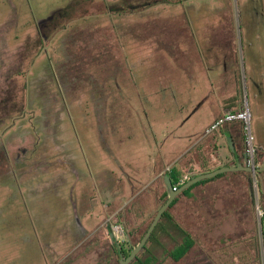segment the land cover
Here are the masks:
<instances>
[{
	"label": "rangeland",
	"instance_id": "1",
	"mask_svg": "<svg viewBox=\"0 0 264 264\" xmlns=\"http://www.w3.org/2000/svg\"><path fill=\"white\" fill-rule=\"evenodd\" d=\"M175 1L0 0V264H119L107 219L135 243L160 206L142 213L156 171L183 182L225 164L206 131L226 99L264 150V0ZM220 175L212 185L240 194L193 224L184 197L171 210L199 242L180 264H264L248 180ZM93 213L105 218L92 234Z\"/></svg>",
	"mask_w": 264,
	"mask_h": 264
},
{
	"label": "crops",
	"instance_id": "2",
	"mask_svg": "<svg viewBox=\"0 0 264 264\" xmlns=\"http://www.w3.org/2000/svg\"><path fill=\"white\" fill-rule=\"evenodd\" d=\"M219 37H220V35H218V38ZM222 109L223 110H222L221 114L216 118V120L212 123V125L216 121H218L221 117H223L226 113L230 112L231 109L233 111H243V109L237 107V103L234 101V98H229V99L224 100ZM242 125H243V123H241V122H234V123H231V124H226L222 129H220L218 131V132H220L219 136H216L214 138V140L208 142V147L213 149V150H216V153H218V155H220V152H222V151L224 153V157L223 158L226 159L225 164L222 163L220 166H218V169H220L221 167H235V166H237L238 163H241L244 166H248L247 165V152H244V150H243L244 149V139H243L241 131H240V129L242 128ZM228 136L232 137V139L234 141V144H235V147H236V151H232L229 148V146L227 147L225 145V143L227 144ZM198 146H199L198 143H195L192 150H194V149L201 150V149H199L201 147H198ZM261 152L264 153V150L261 151ZM171 168H173L172 165H167V166H163L162 168H160L158 171L155 172V174H154V177H155L154 184H156V186H157L155 188L156 189L155 192L157 193L156 194V199L157 200L155 199V204H153V205H148V203H147L146 206L142 207V213L144 212L143 215H146V217L151 216V215H153L155 213V212H153L150 215V212L154 209V205L158 206L160 204V206H158V208L156 210V214L155 215H157L159 209L162 207V205H163V204L161 205L162 198L164 197V195H165V193L167 191L169 192V189H168L167 185L165 184V182H164V185H162V182H160V179L164 178L166 175H168V173L170 172ZM218 169H216V170H218ZM213 171H215V170L214 169H209L208 166L206 165L205 167H202V169L200 171L195 173L191 178H187V179L191 180V179H193V178H195L197 176L203 175L205 173L213 172ZM241 172H243V171L232 172V174H233V176L237 175V176L240 177L241 176ZM245 173H248V172H245ZM253 178H256V181H257L256 175H253ZM260 180H261V182L263 184L264 183V177H261ZM185 182L186 181H183L182 183H185ZM212 183H213V181L212 182H208V183L195 184V185L192 186L193 188L190 191H188L187 194L184 196L185 202H186V205H187L186 206L187 207V211H186L187 218L188 219H192V224H193V219H194L195 216L197 217V216H200L201 214H203L204 208H205V204H207L208 201H210V202L214 201V202H212L213 204L216 203V201L219 198H221L220 194L223 193V192H229V193L232 194V193H234L236 191H239V194H240V191H241V187L240 186H238V189L236 190L235 186L232 187V185L231 186H225V187L220 185V186L217 187L216 185H212ZM262 187L264 188V186H262ZM211 189L213 190V192H211ZM248 192H249V188H248ZM249 197H250V194H249ZM232 198H233V200H235V198H237V197L233 196ZM255 199H256V207H257V211H258L259 208H258V204H257L258 200H257V193L256 192H255ZM239 200H240V196H239ZM250 204H252V202H250ZM216 206L217 205H215V207ZM109 208H110L111 212L112 211L113 212L114 211L118 212L120 210L119 208H116V209L113 210L112 202H110V204H108L106 206V209H109ZM124 208H121V211H123ZM199 209H202L203 211L199 210ZM199 211H201L202 213H200ZM134 214H136V213L134 212ZM105 215H107V214H105ZM172 216L174 217L173 214H172ZM99 218L100 217H98V215L95 214V213H93L90 216H88L86 218L85 223H84V225H86L87 227L82 225V228H84L83 231L87 230V232H91V233L93 232L94 233L99 228H102L103 226H101V225H103V223H104L102 220L105 218V216L102 219H99ZM147 221H148V219L143 221V223H141V226L139 228L142 229V227H146L145 224L147 223ZM115 223L122 224L123 227H125L126 231L128 230V228L126 227V225L123 222H121L120 220H115V219H113V217L108 218L107 221H106V224H107V226H106L107 230L106 231H107V234H108V238L110 239L111 244H112L111 246H112V250H113V255L121 258L122 255L120 253V249H119L120 247L117 245V243L113 239L112 233H111V226H112V224H115ZM189 223H190V221H189ZM130 225H133L132 222H130ZM143 230H141L140 232H143ZM128 232H129V230H128ZM128 232H127L128 240L129 241L130 240L133 241V239H130L131 236H130V233H128ZM189 232H192V234H193L192 230L189 231Z\"/></svg>",
	"mask_w": 264,
	"mask_h": 264
},
{
	"label": "trees",
	"instance_id": "3",
	"mask_svg": "<svg viewBox=\"0 0 264 264\" xmlns=\"http://www.w3.org/2000/svg\"><path fill=\"white\" fill-rule=\"evenodd\" d=\"M152 1H153L152 4H157V3L173 4L176 2L175 0H152ZM240 131L244 139V143L246 145V132L244 125H242ZM263 157H264V153L257 151L258 163L262 164ZM263 173L264 172L257 174L256 177H257V182L258 184H260L262 190L261 199L258 208L261 212H263V215L261 217V224H262L263 248H264V188L262 187L263 185L260 181V177H262ZM168 175L170 176L173 185L177 189H179L183 184L187 182L186 181L185 183H182L180 181L179 173L174 168H171ZM241 175H244L248 180L249 194L252 200L251 202L255 212H257L253 175L249 172L248 173L241 172ZM220 176L222 175H218L214 178L200 181L197 184L208 183L212 181L214 182ZM192 188L193 187H190L189 189L183 191L175 199V201L172 203V205L164 213L163 217L159 221L157 227L152 233L144 249L138 254V256L130 264H165V260H169L174 264H180L197 247L199 243L198 239L191 232H189L179 221H177L175 217H173L171 214L172 208L176 205V203L180 200V198L184 197L187 194V192L190 191ZM168 197H169V193H166L162 198L163 204L167 201ZM155 217L148 225H146L144 231L142 232V235L140 236L141 238L136 239L135 241L136 244L134 243V241H131L132 244L128 251H126L122 247L119 248L120 253L122 255L121 260L128 258L132 253L133 249L137 247L138 244L142 241L146 232L148 231L149 227L154 221ZM131 242L128 241V244H130ZM117 245L120 246L119 244Z\"/></svg>",
	"mask_w": 264,
	"mask_h": 264
},
{
	"label": "water",
	"instance_id": "4",
	"mask_svg": "<svg viewBox=\"0 0 264 264\" xmlns=\"http://www.w3.org/2000/svg\"><path fill=\"white\" fill-rule=\"evenodd\" d=\"M228 139L230 141L231 150L236 151V147H235V144H234L232 137L228 136ZM239 171L249 172V173H252L253 175H257L261 172H264V167L253 168V167L244 166L241 163H238L237 166H235V167H222L218 170H215V171L209 172V173H205L203 175L197 176V177L187 181L179 189L175 188V186L172 183L170 176L166 175L165 183L169 189V197H168L167 201L159 209L154 221L152 222L151 226L149 227V229L146 232L142 241L138 244L137 247H135L133 249L132 253L130 254V256L128 258L120 260V264H130L138 256V254L146 246L148 240L150 239L152 233L154 232L155 228L157 227V225H158L159 221L161 220V218L163 217L164 213L169 209V207L172 205V203L175 201V199L183 191L189 189L190 187L199 183L200 181L214 178V177H216L220 174H223L225 172H239Z\"/></svg>",
	"mask_w": 264,
	"mask_h": 264
},
{
	"label": "built area",
	"instance_id": "5",
	"mask_svg": "<svg viewBox=\"0 0 264 264\" xmlns=\"http://www.w3.org/2000/svg\"><path fill=\"white\" fill-rule=\"evenodd\" d=\"M250 120V114L248 111H230L226 113L223 117H221L218 121H216L207 131L206 135H213L216 132H218L220 129H222L226 124H231L234 122H241L245 126V132H246V145L248 148L247 153V165L248 167L258 168L259 166L264 167V157L262 164L258 163L257 160V150L253 147V136L247 132V125ZM261 214H263L261 212ZM111 233L112 237L115 240V242L119 245L128 243V234L123 227L122 224L115 223L111 226Z\"/></svg>",
	"mask_w": 264,
	"mask_h": 264
}]
</instances>
